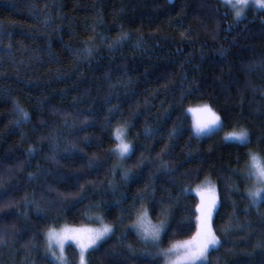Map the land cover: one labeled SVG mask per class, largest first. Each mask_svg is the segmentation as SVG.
Returning <instances> with one entry per match:
<instances>
[{
	"label": "trees",
	"instance_id": "obj_1",
	"mask_svg": "<svg viewBox=\"0 0 264 264\" xmlns=\"http://www.w3.org/2000/svg\"><path fill=\"white\" fill-rule=\"evenodd\" d=\"M205 103L224 127L196 137L184 110ZM123 121L126 160L110 153ZM234 126L249 130L246 147L224 142ZM249 151L264 155V10L237 21L218 0H0V264H49L46 231L96 225L94 214L115 234L90 264H140L148 249L127 219L136 197H154L155 211L143 204L156 222L172 209L166 249L194 236L195 187L208 178L221 246L207 264H264V205L245 198ZM168 194L178 205L159 203ZM65 254L76 263L74 244Z\"/></svg>",
	"mask_w": 264,
	"mask_h": 264
},
{
	"label": "snow or ice",
	"instance_id": "obj_2",
	"mask_svg": "<svg viewBox=\"0 0 264 264\" xmlns=\"http://www.w3.org/2000/svg\"><path fill=\"white\" fill-rule=\"evenodd\" d=\"M169 2L171 3L172 0H169ZM221 2L232 10L233 17L237 21L244 17L246 10L253 5L258 10H264V0H221ZM125 38H127V34L118 38L117 43ZM109 48L111 50L112 45H109ZM83 52L90 56L92 49L85 48ZM17 111L23 121L29 119L28 113L19 108V106H17ZM184 112L192 114L193 123L191 130L196 137L215 135L224 127L220 115L207 103L198 107H189ZM184 118L182 116V119ZM19 123L20 121L17 122V124ZM127 134V121L118 122L117 126L111 131L115 147L110 149V153L120 160L129 159L133 154V145L127 141ZM174 134L175 130L170 135ZM223 140L239 147H246L251 143L249 130L243 126H234L231 131L226 133ZM34 151L35 149H29L30 154ZM247 156L244 179L252 183L246 190L245 198L249 201V209L253 207L259 208L264 205V155L249 151ZM112 171L115 174L117 167L114 166ZM130 176L131 174L128 171H124L122 174L124 180H128ZM149 187H152V185H146L145 191ZM191 191L192 189L190 188H184L181 190V194L187 196ZM196 196L199 198V202L195 208L196 231L194 236L191 240L173 243L166 249L162 248L161 245L172 230V209L162 207L159 222L153 224L149 208L143 204V201L150 200L152 211H155L157 202L154 197L147 195L136 197V200L140 202V207L137 208V204L134 202L131 206L132 211L129 212L127 219L133 221L128 230L134 231L138 241L148 249L140 253V264H157V261L161 258L164 259L165 264H207V258L211 251L218 250L221 246V240L213 229L214 214L220 203L218 185L212 183L211 180H206L203 185L197 186ZM118 203L120 202L118 201ZM159 203L161 205L165 203L178 205L179 201H174L171 194H168L167 200H161ZM39 210L37 208V211ZM133 215L135 219H133ZM89 219L100 226L97 228L64 226L59 230L49 228L46 231L44 234L45 254L49 264H67L64 252L68 242L75 244L76 249L79 250V264H90L88 257L93 252L99 251L103 243L115 234V227L105 223L102 216L90 217ZM124 220L125 217L123 215L119 217L121 224ZM179 230L177 229V231ZM3 243H5V238L0 235V244ZM129 250L131 251V246H129Z\"/></svg>",
	"mask_w": 264,
	"mask_h": 264
},
{
	"label": "rangeland",
	"instance_id": "obj_3",
	"mask_svg": "<svg viewBox=\"0 0 264 264\" xmlns=\"http://www.w3.org/2000/svg\"><path fill=\"white\" fill-rule=\"evenodd\" d=\"M218 1H220L221 2V0H218ZM221 4L227 9V11H229L230 13H231V15H232V17H233V14H232V10L227 6V5H225V4H223L222 2H221ZM249 9H256L255 8V6L253 5V6H251ZM248 10V9H247ZM247 10H246V12H247ZM256 10H258V9H256ZM246 12H245V14H246ZM234 18V17H233ZM200 106V105H199ZM226 133L227 132H225V133H223L224 135H223V137L226 135ZM127 141L129 142V140H128V138H127ZM206 180H211V179H205V180H203V181H201L198 185H203L204 184V182L206 181ZM212 181V183H214L213 182V180H211ZM248 183H247V188L250 186V184L252 183L251 181H247ZM215 184V183H214ZM197 185V186H198ZM197 186L195 187V192H196V189H197ZM193 191H194V189H193ZM198 201H199V198H198ZM96 216H100L99 214H97ZM95 216V214H94V217H96ZM151 218V217H150ZM151 220H152V223L153 224H156V223H158L159 221H154V219L153 218H151ZM64 226H69V225H62V226H60V227H58V228H56L57 230H59L60 228H62V227H64ZM100 225L97 223L96 225H82V226H69V227H75V228H79V227H89V228H97V227H99ZM192 238V237H191ZM191 238H189V239H186V240H183V241H188V240H191ZM183 241H178V242H183ZM69 243H72V242H68L67 244H69ZM174 243H176V242H174ZM66 244V245H67ZM73 244V243H72ZM75 245V244H74ZM76 247V246H75ZM77 251H78V258H77V261H76V263L75 264H79V250L77 249ZM64 255H65V257H66V254H65V252H64ZM68 264V263H67ZM163 264H165V261H164V263Z\"/></svg>",
	"mask_w": 264,
	"mask_h": 264
}]
</instances>
